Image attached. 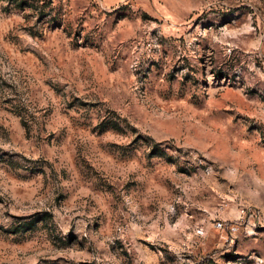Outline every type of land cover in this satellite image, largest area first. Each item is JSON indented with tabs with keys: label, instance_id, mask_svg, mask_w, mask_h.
I'll list each match as a JSON object with an SVG mask.
<instances>
[{
	"label": "rangeland",
	"instance_id": "374dc122",
	"mask_svg": "<svg viewBox=\"0 0 264 264\" xmlns=\"http://www.w3.org/2000/svg\"><path fill=\"white\" fill-rule=\"evenodd\" d=\"M0 264H264V0H0Z\"/></svg>",
	"mask_w": 264,
	"mask_h": 264
}]
</instances>
